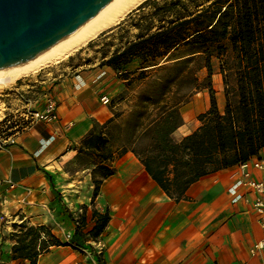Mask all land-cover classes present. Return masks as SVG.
Masks as SVG:
<instances>
[{
  "label": "trees",
  "instance_id": "obj_1",
  "mask_svg": "<svg viewBox=\"0 0 264 264\" xmlns=\"http://www.w3.org/2000/svg\"><path fill=\"white\" fill-rule=\"evenodd\" d=\"M148 6L153 9L136 22L135 38L101 62L123 82L118 100L140 88L133 105L127 113L113 111L104 123L95 121L75 147L77 156L92 158L94 198L116 173L115 161L129 151L170 198L180 201L203 176L264 149V0H146L139 9ZM216 60L223 108L213 83ZM203 89L209 91L210 107L198 115L195 130L177 138L175 132L185 124L184 105ZM72 219L76 227L68 242L46 225L15 223L12 259L37 264L52 246L82 248L79 237L98 238L111 214L94 209L89 231L86 212Z\"/></svg>",
  "mask_w": 264,
  "mask_h": 264
},
{
  "label": "crops",
  "instance_id": "obj_2",
  "mask_svg": "<svg viewBox=\"0 0 264 264\" xmlns=\"http://www.w3.org/2000/svg\"><path fill=\"white\" fill-rule=\"evenodd\" d=\"M84 55H72L62 73L59 67L47 69L28 84L20 82V87H29L20 91L36 105L55 98L59 120L35 123L0 149V211L11 223L46 225L61 240L68 232L74 234L76 224L62 213L63 203L55 197L45 170L62 169L75 158V146L95 121L104 123L113 116L103 97H113L121 85L113 68L101 65L109 56L92 62ZM218 102L220 106L224 97L218 96ZM194 108L201 112L198 101ZM183 115L185 124L175 132L177 138L199 126L188 128L191 114ZM262 157L264 149L247 167L239 163L203 176L189 188L187 199L176 201L129 151L115 161L116 173L104 180L98 196H89L94 209L111 214L96 250L55 245L37 264H264V248L255 249L264 237L262 216L254 207L257 192L243 183L264 178V170L255 166ZM94 209L86 210L89 229L95 225ZM11 264L31 261L11 257Z\"/></svg>",
  "mask_w": 264,
  "mask_h": 264
},
{
  "label": "rangeland",
  "instance_id": "obj_3",
  "mask_svg": "<svg viewBox=\"0 0 264 264\" xmlns=\"http://www.w3.org/2000/svg\"><path fill=\"white\" fill-rule=\"evenodd\" d=\"M144 2L142 4H144ZM140 6L133 9L118 24L103 31L100 35L91 40L87 45H85L78 51H75L64 60L44 67L36 73L18 79L5 88H0V137L3 139H8L9 137L17 134L18 131H21V128L23 126H26L32 121L31 117L27 118L21 115L22 113H24L23 111L26 103L23 100H20V93L16 89L22 86L20 82L25 80L26 83L24 84H28L29 79L37 76L42 71L47 69H56L59 67L61 69L60 73H62L65 68L64 64L67 63L70 57H72V55H79V53L83 51H85L84 56L86 61L95 62L97 59L100 60L102 57L110 56L115 51L122 49L129 40L135 38V35L138 32L136 22L142 20L153 9L152 6H148L144 9H139ZM207 74V69H203L200 71L199 76L204 80ZM117 78L119 79L118 76ZM119 81L121 82L119 91L113 97H110V102L108 104L111 106L112 112L114 111L127 113L133 105L135 97L138 94L140 88L131 91L128 94V97L124 100H118L117 96L123 90V82L121 79H119ZM213 83L214 88L219 94L218 96L224 97V102L220 104V107L223 108L225 105V92L222 75L220 73L219 62L217 60L215 61ZM48 84L51 83L48 82L45 85ZM23 86L25 88L20 87L19 91L20 89L21 91L22 89L26 91L25 89L29 88L26 85ZM209 97V91L207 89H203L202 91L194 92L191 101L184 105L182 109L184 114L185 111L191 114L190 119H187L188 128H193L196 125L200 124L198 115L208 109L210 104ZM197 101L200 105V113H198L197 109L194 108ZM43 103H38L34 106V108L41 106ZM78 145H80V143ZM78 145H76L75 147H77ZM76 151L78 154V150ZM77 154L75 158L70 162H68L67 164H63L62 169L57 168V171L55 170L52 173L48 170H45L47 178H49L51 181L55 197L63 203L62 213L67 215L68 219L72 218V216L80 219V217L86 212L87 209H94V206H92L90 202L91 200L89 199V196L92 198L95 190L93 172L94 165L92 164V158L85 153L80 156H77ZM59 184H62V186H60ZM86 201L88 202V204H86ZM59 212L60 210L57 211L58 214ZM11 222V217L0 211V236L2 237L0 240V264H11V257L13 252H8L7 250L15 243L16 239L14 238L13 234L19 230L14 226V224L18 222ZM9 226L10 228H8ZM86 230H90L88 225H86ZM99 237L93 238L91 235H88L84 238L79 237V241L83 244L84 247L96 250L97 244L99 242ZM71 239L72 238L68 239L65 236L62 241L68 242Z\"/></svg>",
  "mask_w": 264,
  "mask_h": 264
},
{
  "label": "water",
  "instance_id": "obj_4",
  "mask_svg": "<svg viewBox=\"0 0 264 264\" xmlns=\"http://www.w3.org/2000/svg\"><path fill=\"white\" fill-rule=\"evenodd\" d=\"M114 0H0V71L30 62Z\"/></svg>",
  "mask_w": 264,
  "mask_h": 264
},
{
  "label": "bare ground",
  "instance_id": "obj_5",
  "mask_svg": "<svg viewBox=\"0 0 264 264\" xmlns=\"http://www.w3.org/2000/svg\"><path fill=\"white\" fill-rule=\"evenodd\" d=\"M144 1L146 0H114L85 26L40 56L26 64L0 71V88H5L18 79L36 73L44 67L58 63L69 57L103 31L118 24Z\"/></svg>",
  "mask_w": 264,
  "mask_h": 264
},
{
  "label": "built area",
  "instance_id": "obj_6",
  "mask_svg": "<svg viewBox=\"0 0 264 264\" xmlns=\"http://www.w3.org/2000/svg\"><path fill=\"white\" fill-rule=\"evenodd\" d=\"M20 99H22L26 104L24 107V113L23 117H31L32 121L28 123L26 126H23L21 128V131H18L17 134L9 137L8 139H3L0 137V149L6 148L9 144L15 142V137L27 130H29L35 123L38 122H46V123H51V122H56L59 120V113H58V103L55 98L50 97L46 100L44 105L40 108H34L36 105V102L33 99L27 98L23 93H20ZM103 102L104 103H109L110 98L107 96L103 97ZM249 165V161L243 162L242 166L247 167ZM255 166L258 168H261L264 170V157L258 159L255 162ZM248 176L249 173H246ZM10 184L11 188L15 187V183H13L11 180L8 181ZM4 180L0 179V186L3 185ZM245 185L251 186L255 189L257 192V196L255 197L254 200V207L257 210V212L262 216L261 218V225L264 230V178L262 180H251V179H246L243 181ZM236 187H233V190ZM66 237L68 239L73 237V234L68 232L66 234ZM264 248V237L261 241H259L255 245V249H260Z\"/></svg>",
  "mask_w": 264,
  "mask_h": 264
}]
</instances>
